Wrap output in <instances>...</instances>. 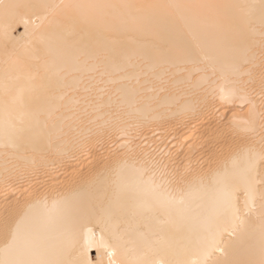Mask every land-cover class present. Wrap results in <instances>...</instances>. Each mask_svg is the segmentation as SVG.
Wrapping results in <instances>:
<instances>
[{
	"label": "bare ground",
	"instance_id": "1",
	"mask_svg": "<svg viewBox=\"0 0 264 264\" xmlns=\"http://www.w3.org/2000/svg\"><path fill=\"white\" fill-rule=\"evenodd\" d=\"M0 264H264V0H0Z\"/></svg>",
	"mask_w": 264,
	"mask_h": 264
}]
</instances>
